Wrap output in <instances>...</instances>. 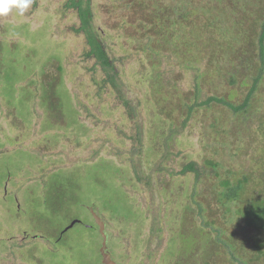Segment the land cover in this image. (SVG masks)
Segmentation results:
<instances>
[{"label":"rangeland","instance_id":"rangeland-1","mask_svg":"<svg viewBox=\"0 0 264 264\" xmlns=\"http://www.w3.org/2000/svg\"><path fill=\"white\" fill-rule=\"evenodd\" d=\"M66 2L33 0L24 16L0 19V264H107L101 225L112 264H176L182 224H201L196 202L203 195L208 204L215 184H195L184 167L209 157L246 167L257 144L243 133L228 140L227 152L217 146L213 153L200 120L181 127L179 113L175 123L166 119L161 106L191 92L194 74L180 60L182 48L176 54L173 33V45L160 40L163 86L156 93L151 61L138 51L154 45L139 38L140 1L90 0L93 26L120 74L119 94L85 57V39L74 31L79 20ZM198 66L203 72L205 62ZM54 182L58 190L49 187ZM210 206L208 213L220 214ZM227 225L236 232V223ZM205 233L203 246L211 228Z\"/></svg>","mask_w":264,"mask_h":264},{"label":"trees","instance_id":"trees-1","mask_svg":"<svg viewBox=\"0 0 264 264\" xmlns=\"http://www.w3.org/2000/svg\"><path fill=\"white\" fill-rule=\"evenodd\" d=\"M139 1L140 12L144 13L139 38L152 41L154 45L146 44L138 51L151 61L149 66L154 74L151 86L156 88V93L163 86L159 85L162 73L156 69L161 64L156 55L163 51L160 40L170 44L173 33L177 32L176 54L182 48L180 60L194 74L191 92L187 91L171 105L161 106V110L168 113L166 119L175 123L173 113H179L181 127L190 120H200L205 130L202 134L207 142L205 150L213 153L221 151L217 146L227 152L228 140L243 133L251 134L248 135L253 138L251 143L257 144V153L246 167L233 162L227 166L214 157L203 159L201 165L189 163L184 167L181 174L192 173L195 184L203 180L215 184L208 187V194L212 193L208 204L203 195H199L201 200L196 202L201 224H191L189 216H185L189 227L182 224L183 230L179 232L180 253L183 254L176 264H264V0ZM64 8L76 13L79 26L74 31L85 39L88 47L85 57L95 59V66L105 76L102 82L119 94L120 74L93 26L90 0H67ZM193 18L196 20L189 25ZM176 27L184 28L176 30ZM202 62H205L203 72L198 66ZM57 71L60 72V67ZM205 85L212 88L207 90ZM52 93L47 90L46 102L49 101L50 110L55 111L58 104L55 105L56 99L51 100ZM252 125L255 126L253 131L250 130ZM175 133L172 131L170 136ZM228 153L239 155V151L231 149ZM54 183H48L49 187L58 190ZM195 193L196 189L193 195ZM210 205L220 206V214L211 210L208 213L206 208H211ZM77 222H72L63 233ZM232 222L237 227L236 232L231 233L227 231V224ZM207 227L212 234L210 243L203 246L200 242L208 238ZM52 239L56 243L60 241L58 234Z\"/></svg>","mask_w":264,"mask_h":264},{"label":"clouds","instance_id":"clouds-1","mask_svg":"<svg viewBox=\"0 0 264 264\" xmlns=\"http://www.w3.org/2000/svg\"><path fill=\"white\" fill-rule=\"evenodd\" d=\"M33 3V0H0V19L11 15L24 16Z\"/></svg>","mask_w":264,"mask_h":264},{"label":"water","instance_id":"water-1","mask_svg":"<svg viewBox=\"0 0 264 264\" xmlns=\"http://www.w3.org/2000/svg\"><path fill=\"white\" fill-rule=\"evenodd\" d=\"M96 220L98 221V223L100 222L99 219L96 218ZM100 232L102 233V236H103L102 237L103 238V244H102V247H101V253H102L104 259L108 261L107 264H112V262L109 259V254L106 252V237H105V234H104V230H103V226L102 225H101V231Z\"/></svg>","mask_w":264,"mask_h":264}]
</instances>
